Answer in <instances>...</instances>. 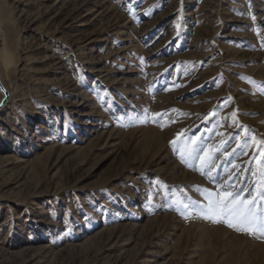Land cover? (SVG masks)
<instances>
[{"label": "rangeland", "instance_id": "rangeland-1", "mask_svg": "<svg viewBox=\"0 0 264 264\" xmlns=\"http://www.w3.org/2000/svg\"><path fill=\"white\" fill-rule=\"evenodd\" d=\"M28 1L0 0V264H264L184 206L216 191L193 142L259 188L264 0Z\"/></svg>", "mask_w": 264, "mask_h": 264}, {"label": "snow or ice", "instance_id": "snow-or-ice-1", "mask_svg": "<svg viewBox=\"0 0 264 264\" xmlns=\"http://www.w3.org/2000/svg\"><path fill=\"white\" fill-rule=\"evenodd\" d=\"M188 149L187 156L189 159L199 157L202 162V174L208 175L210 183H213L216 191H196L202 192L203 198L207 201L205 205L196 206L191 202L184 206L191 211H199L204 218L211 220L213 223H225L229 228L238 232H244L249 235H259L264 238V212L259 209L261 202L264 201V164L261 166L259 173V188L249 189L247 192L244 188L236 189L230 183L219 184L216 177L210 175L212 171V163L215 156L209 151L208 159L205 161L204 156H200L203 151L198 144ZM248 143L247 138L244 145ZM183 158V157H182ZM256 175V173H253Z\"/></svg>", "mask_w": 264, "mask_h": 264}, {"label": "bare ground", "instance_id": "bare-ground-1", "mask_svg": "<svg viewBox=\"0 0 264 264\" xmlns=\"http://www.w3.org/2000/svg\"><path fill=\"white\" fill-rule=\"evenodd\" d=\"M9 1H11L12 2V4L14 5V7L15 8H17V9H20L18 12L20 13L19 14V16H25V14H24V8H26V7H28V5H30V1H28V0H9ZM84 1V0H83ZM87 1V0H86ZM90 2V1H89ZM78 3V2H77ZM83 5H85V2H83V3H81V6H83ZM95 5V4H94ZM75 6V5H74ZM74 8V7H73ZM90 9H92V8H90ZM92 12H93V9H92V11H90L89 12V14H92ZM96 15V14H95ZM101 15H102V13H101ZM100 15V16H101ZM103 16V15H102ZM28 45V44H27ZM20 49H21V47H20ZM51 57V56H50ZM0 59L1 60H5V54L0 50ZM54 59V58H53ZM10 98L11 97H9V98H7V102H6V104L7 103H9V101H10ZM6 99V98H5ZM24 169V168H23ZM21 172V171H20ZM19 174V173H18ZM22 174V173H21ZM19 176V175H18ZM21 177V176H20ZM17 181V180H16ZM6 182H8V180L6 181ZM11 183V182H10ZM7 184V183H6ZM18 184V183H17ZM9 185V184H8ZM21 185V184H20ZM11 186H13V185H11ZM16 186V185H15ZM22 186H24L23 184H22ZM19 187V186H18ZM32 257V256H31ZM33 258V257H32ZM28 259V258H27ZM31 260V259H30ZM20 263V262H19ZM23 263H24V261H23Z\"/></svg>", "mask_w": 264, "mask_h": 264}, {"label": "water", "instance_id": "water-1", "mask_svg": "<svg viewBox=\"0 0 264 264\" xmlns=\"http://www.w3.org/2000/svg\"><path fill=\"white\" fill-rule=\"evenodd\" d=\"M5 98H6V94L4 95V98H3V100L1 101V104L4 102Z\"/></svg>", "mask_w": 264, "mask_h": 264}]
</instances>
